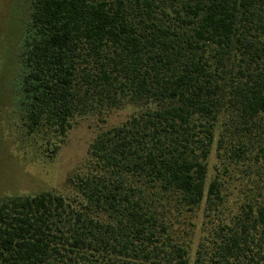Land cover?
<instances>
[{
  "label": "trees",
  "instance_id": "1",
  "mask_svg": "<svg viewBox=\"0 0 264 264\" xmlns=\"http://www.w3.org/2000/svg\"><path fill=\"white\" fill-rule=\"evenodd\" d=\"M29 20V131L63 137L124 100L160 105L95 136L72 197L0 198V264H264L263 188L233 214L219 167L206 188L214 144L223 169L254 152L264 0H32ZM202 204L191 262L181 218Z\"/></svg>",
  "mask_w": 264,
  "mask_h": 264
},
{
  "label": "rangeland",
  "instance_id": "2",
  "mask_svg": "<svg viewBox=\"0 0 264 264\" xmlns=\"http://www.w3.org/2000/svg\"><path fill=\"white\" fill-rule=\"evenodd\" d=\"M32 0H2L0 3V198L32 196L55 191L66 197L74 194L73 181L87 172L89 146L102 130L118 126L133 115L158 108L155 96L124 100L102 114L75 118L63 137L40 127L29 131L20 108L22 78L26 73L23 51L30 27ZM264 114L244 128L253 154L223 169L216 158L215 144L207 160L206 188L220 168L224 180V211L233 214L241 203L262 187L264 157L258 149L264 135ZM262 145V144H261ZM259 159L258 162L256 160ZM262 165V166H261ZM261 166V167H260ZM255 187H258L255 190ZM202 209L181 218L184 236L193 262L202 235Z\"/></svg>",
  "mask_w": 264,
  "mask_h": 264
},
{
  "label": "flooded vegetation",
  "instance_id": "3",
  "mask_svg": "<svg viewBox=\"0 0 264 264\" xmlns=\"http://www.w3.org/2000/svg\"><path fill=\"white\" fill-rule=\"evenodd\" d=\"M2 2V0H0V3Z\"/></svg>",
  "mask_w": 264,
  "mask_h": 264
}]
</instances>
